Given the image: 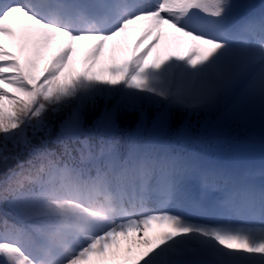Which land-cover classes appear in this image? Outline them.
<instances>
[{"label":"snow or ice","instance_id":"obj_1","mask_svg":"<svg viewBox=\"0 0 264 264\" xmlns=\"http://www.w3.org/2000/svg\"><path fill=\"white\" fill-rule=\"evenodd\" d=\"M169 36L188 51L149 62ZM201 115L264 123V9L0 0V264H264V180L174 146Z\"/></svg>","mask_w":264,"mask_h":264},{"label":"rangeland","instance_id":"obj_2","mask_svg":"<svg viewBox=\"0 0 264 264\" xmlns=\"http://www.w3.org/2000/svg\"><path fill=\"white\" fill-rule=\"evenodd\" d=\"M244 2V1H242ZM146 25H140V26H130L128 30L129 38L119 39L117 38V42H109L108 47L106 49L105 57H104V63L103 67L105 69L111 67L113 63L117 65H122L126 60L131 58L132 54L130 52V46L131 44L135 43L140 35H142L146 29ZM151 39V38H150ZM149 41H145V43H148ZM79 44H76V50L74 53V68L76 71L82 70L84 67H86L85 64V58L88 55L90 51V43L91 42H78ZM163 51L165 54L167 52H172L173 54H184L188 51L187 47L180 45L176 42H173L171 37H166L164 41H162V46L160 50L154 49L152 56L149 58V62L154 61L157 58V52ZM115 53V61L112 60V54ZM98 66V70H99ZM105 77L110 78V73L105 72ZM254 118L260 119L258 115L254 116ZM158 230V229H157ZM159 231V230H158ZM156 231V234L158 233Z\"/></svg>","mask_w":264,"mask_h":264},{"label":"trees","instance_id":"obj_3","mask_svg":"<svg viewBox=\"0 0 264 264\" xmlns=\"http://www.w3.org/2000/svg\"><path fill=\"white\" fill-rule=\"evenodd\" d=\"M215 116H212L210 119H212ZM206 118L201 115L199 120L197 117L193 116L188 121V129L190 132V135L182 140H176L174 141V146L179 147L185 150H188L190 148H194L195 150L200 151L205 148L204 144L202 143V140L207 136L205 133L206 126L204 125L203 121ZM192 122L195 124L192 125ZM255 129V127H250L247 123H238V122H219L215 120V123L213 124V127L209 130V136H212L213 139H217L218 137H226V147L222 148L218 147L220 151L226 150L228 153L232 152L230 150L231 144L235 142V139H239L240 135H249V132ZM262 130H259V134H261ZM243 136V137H244Z\"/></svg>","mask_w":264,"mask_h":264},{"label":"bare ground","instance_id":"obj_4","mask_svg":"<svg viewBox=\"0 0 264 264\" xmlns=\"http://www.w3.org/2000/svg\"><path fill=\"white\" fill-rule=\"evenodd\" d=\"M124 39V40H126V38H129V34H128V32H126L125 34H122V36L121 37H119V39ZM77 44H79V43H77Z\"/></svg>","mask_w":264,"mask_h":264}]
</instances>
